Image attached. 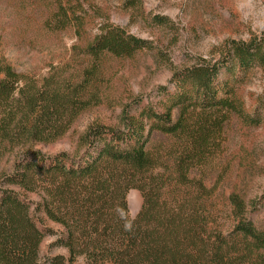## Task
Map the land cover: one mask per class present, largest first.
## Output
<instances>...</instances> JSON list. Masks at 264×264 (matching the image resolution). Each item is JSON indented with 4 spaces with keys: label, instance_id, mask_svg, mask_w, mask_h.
Wrapping results in <instances>:
<instances>
[{
    "label": "trees",
    "instance_id": "16d2710c",
    "mask_svg": "<svg viewBox=\"0 0 264 264\" xmlns=\"http://www.w3.org/2000/svg\"><path fill=\"white\" fill-rule=\"evenodd\" d=\"M48 2L53 24L73 27L81 39L83 5ZM151 49L104 25L77 50L91 63L70 85L51 74L38 86L0 57V157L4 146L25 148L0 178V264H264V231L249 217L254 205L233 188L226 208L217 210L216 183L205 181L232 119L244 127L264 123V95L249 112L235 86L253 68L264 73V33L229 42L217 61L174 70L173 90L159 87V109L136 100L121 128L89 126L78 140L82 152L45 155L30 146L54 142L89 107L83 94L103 57L129 59ZM155 134L164 140L148 148ZM131 190L141 198L134 217ZM34 213L61 227L53 245L65 255L40 256L52 231L39 227Z\"/></svg>",
    "mask_w": 264,
    "mask_h": 264
},
{
    "label": "rangeland",
    "instance_id": "374dc122",
    "mask_svg": "<svg viewBox=\"0 0 264 264\" xmlns=\"http://www.w3.org/2000/svg\"><path fill=\"white\" fill-rule=\"evenodd\" d=\"M74 1L87 10L81 39L76 38L73 27L60 29L53 24L49 17L55 10L48 0H0V57L38 86L51 74L70 85L79 82L82 71L91 63L77 50L104 25L118 26L148 41L152 49L129 59L103 57L94 82L83 94L91 99L89 107L54 142L30 145L45 155L59 152L73 155L80 150L79 137L91 125L121 128L125 115L135 111L136 100L141 101L139 107L151 103L159 109V102L164 99L158 94L159 87L173 90L169 80L174 70L203 60L217 61L229 42H249L264 33V0ZM244 75L235 86L245 108L252 112L264 95V73L253 68ZM224 78L222 72L220 80ZM160 139L164 140L158 134L153 135L147 147L158 145ZM24 149L4 146L0 178L11 172ZM205 173L208 186L216 183L213 202L217 210L226 208L227 198L235 188L246 202L254 205L249 217L264 231V123L244 127L232 119L225 127L220 151ZM28 198L37 201L33 194ZM127 202L129 214L134 217L141 203L139 193L129 191ZM34 217L39 227L52 231L40 244V256L65 255V249L53 245L61 227L43 214L34 213Z\"/></svg>",
    "mask_w": 264,
    "mask_h": 264
}]
</instances>
